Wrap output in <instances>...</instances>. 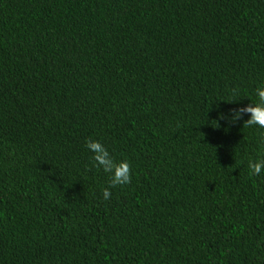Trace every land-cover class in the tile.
I'll return each mask as SVG.
<instances>
[{
	"label": "trees",
	"instance_id": "16d2710c",
	"mask_svg": "<svg viewBox=\"0 0 264 264\" xmlns=\"http://www.w3.org/2000/svg\"><path fill=\"white\" fill-rule=\"evenodd\" d=\"M262 86L264 0H0V264H264Z\"/></svg>",
	"mask_w": 264,
	"mask_h": 264
},
{
	"label": "clouds",
	"instance_id": "9594fccd",
	"mask_svg": "<svg viewBox=\"0 0 264 264\" xmlns=\"http://www.w3.org/2000/svg\"><path fill=\"white\" fill-rule=\"evenodd\" d=\"M255 94L259 100L258 104H255V107H248L245 111L251 113L250 119L247 121L249 125L255 124L260 128H264V86L258 87L255 91ZM264 140V137H261ZM100 142L95 140H90L86 142V147L88 149H100ZM96 159H102V157L97 154ZM124 165L127 167L125 168ZM261 172V164L257 163L254 165H250V174L252 175H259ZM111 186L115 187L116 185L127 184L129 182V172H128V165L126 162L121 163V167L119 168L118 173L114 172L112 177ZM110 193L108 189L103 190V196L105 199H108Z\"/></svg>",
	"mask_w": 264,
	"mask_h": 264
}]
</instances>
